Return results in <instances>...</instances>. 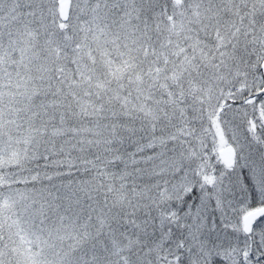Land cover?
Masks as SVG:
<instances>
[{
    "label": "snow or ice",
    "instance_id": "1",
    "mask_svg": "<svg viewBox=\"0 0 264 264\" xmlns=\"http://www.w3.org/2000/svg\"><path fill=\"white\" fill-rule=\"evenodd\" d=\"M0 264H264V0H0Z\"/></svg>",
    "mask_w": 264,
    "mask_h": 264
}]
</instances>
